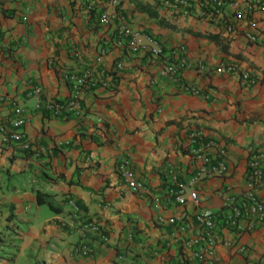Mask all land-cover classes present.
Wrapping results in <instances>:
<instances>
[{
    "label": "crops",
    "instance_id": "obj_1",
    "mask_svg": "<svg viewBox=\"0 0 264 264\" xmlns=\"http://www.w3.org/2000/svg\"><path fill=\"white\" fill-rule=\"evenodd\" d=\"M87 1L92 0H0V264H200L183 245L186 233L174 224L160 225L156 217L180 216L197 225V211H217L227 194L247 188L250 156L264 151V10L228 34L204 21L172 17L149 0H120L145 51L126 63L116 89L86 92L84 115L62 119L45 108L47 101L63 102L69 95L60 70L81 73L84 65L71 48H80L91 61L106 31L96 12L83 9ZM246 32L257 41H248ZM150 37L164 52L184 43L190 61L202 60L210 69L236 63L237 72L187 68L177 79L159 77L158 61H150L155 47ZM113 42L108 34L103 45L108 71L120 60ZM244 74L255 78L249 87L242 84ZM183 83L212 95L205 99L186 93ZM36 84L39 95L32 94ZM12 100L23 108L26 120L18 127ZM2 127L22 134V141L5 139ZM194 131H201L209 146L201 157L190 153ZM220 151L226 163L221 174ZM123 160L131 177L158 193L165 187L160 169L171 162L186 200L155 205L134 194L119 168ZM191 191L196 201L189 198ZM37 192L46 193L58 211L38 204ZM257 195L264 199V182ZM69 199L86 217L106 225V242L81 230ZM129 229L134 242L125 245ZM83 240L95 245V257L74 256ZM217 241L222 264L264 259V223L237 236L223 230Z\"/></svg>",
    "mask_w": 264,
    "mask_h": 264
},
{
    "label": "built area",
    "instance_id": "obj_2",
    "mask_svg": "<svg viewBox=\"0 0 264 264\" xmlns=\"http://www.w3.org/2000/svg\"><path fill=\"white\" fill-rule=\"evenodd\" d=\"M152 5L165 9L172 17H190L204 21L214 26L219 31L231 34L238 31L242 21L249 20L257 10H264V0H149ZM83 9L90 13H98L97 22L101 28H108L102 36V43L98 53L91 61H86L82 50L77 47L71 48L72 55L79 63L84 65L81 73L61 69V78L68 83L69 95L63 102L47 101L45 108L62 119L82 116V99L86 92L97 87L116 89L118 77L124 71L126 63L134 56L145 51L137 40L139 31L133 26L132 16L122 7L120 0H92L87 1ZM26 15H23V20ZM108 34L113 39V45L120 54V60L116 61L113 70L108 71L104 66V58L107 48L104 43L108 40ZM250 42H256L257 38L250 32L245 33ZM155 47L149 54L150 61H158L157 75L163 78L177 79L182 71L187 68H195L200 73L215 72L221 74L237 72L236 63L221 62L215 69H210L202 60L190 61L186 55L184 43H179L173 48L164 52L163 46L154 37H150ZM242 84L249 87L255 82V78L249 75L241 76ZM184 92L202 95L209 99L212 91L203 92L192 84L181 85ZM40 85L32 86V94L41 93ZM14 110V125L20 126L26 120L23 115V108L12 100ZM81 114V115H80ZM5 139L20 141L22 134L19 132L9 133L4 127L1 128ZM203 133L194 131L190 135V153L193 157H201L205 154L208 144L201 140ZM20 146L26 147V142ZM220 163L218 173L226 170L225 153H219ZM264 151H254L248 162L247 188L238 194H227L223 205L217 211L199 210L195 213L197 225H193L189 219L184 217L165 218L162 215L156 217L160 225L174 224L177 230L184 234L183 245L191 252L193 258L200 264H222L216 256L218 237L223 230H229L234 235L244 232H251L264 223V199L257 195L258 188L264 182ZM125 160L119 166L122 177L125 179L129 189L136 195L146 197L155 205H170L172 203H183L186 200V193L182 188L177 187V169L171 162H168L160 169L165 187L160 193L154 191L150 184L142 179L130 176L125 167ZM193 184V181H192ZM177 187V188H176ZM189 198L196 201L195 191L189 193ZM67 204L79 219V225L84 233L97 238L101 242L108 240L106 225L99 218L86 217L77 206L74 200L69 199ZM125 245L134 242L133 231L129 229L126 234ZM227 245L232 243L225 242ZM73 254L76 257H95L97 248L89 240L80 241L74 248ZM122 254L117 259L121 260ZM258 264H264V259Z\"/></svg>",
    "mask_w": 264,
    "mask_h": 264
},
{
    "label": "trees",
    "instance_id": "obj_3",
    "mask_svg": "<svg viewBox=\"0 0 264 264\" xmlns=\"http://www.w3.org/2000/svg\"><path fill=\"white\" fill-rule=\"evenodd\" d=\"M138 4V8L142 9L144 7V4L142 3H137ZM91 14L95 13V11H91ZM97 13V12H96ZM150 15H153V13H150ZM98 16V13H97ZM155 16V15H154ZM106 31L108 32V28H106ZM105 31V32H106ZM109 33V32H108ZM206 38L208 39H212L215 40L216 39V35L214 34H207L205 35ZM108 89V88H107ZM20 141H22V139H20ZM36 200L38 204H46L49 206V208L53 211H58V208L56 206L53 205V203L50 201V199H48V195L46 193L43 192H37L36 193Z\"/></svg>",
    "mask_w": 264,
    "mask_h": 264
}]
</instances>
